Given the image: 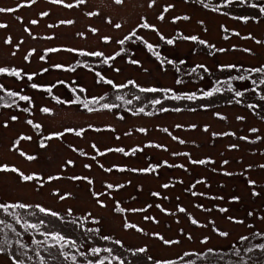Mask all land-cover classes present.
Instances as JSON below:
<instances>
[{
    "label": "rangeland",
    "instance_id": "1",
    "mask_svg": "<svg viewBox=\"0 0 264 264\" xmlns=\"http://www.w3.org/2000/svg\"><path fill=\"white\" fill-rule=\"evenodd\" d=\"M0 8L13 9L0 12V67L65 65L28 78L36 88L0 73V106L13 103L0 108V168L9 169L0 170V204L32 206L0 209V240L11 241L0 264H264V72L252 71L264 67V0H0ZM44 233L75 246L48 247L55 241Z\"/></svg>",
    "mask_w": 264,
    "mask_h": 264
},
{
    "label": "snow or ice",
    "instance_id": "2",
    "mask_svg": "<svg viewBox=\"0 0 264 264\" xmlns=\"http://www.w3.org/2000/svg\"><path fill=\"white\" fill-rule=\"evenodd\" d=\"M55 2H61V0H55ZM81 2H83V0H81ZM122 2H123V0H116V3H122ZM241 2L244 3V2H247V0H241ZM152 3H155V0H152ZM201 3H203V0H201ZM226 3L231 4V3H233V0H226ZM68 6L71 7V5H68ZM149 6L151 7L152 5L150 4ZM203 6H204L205 8H208V7H209L208 4H204ZM252 6H253V7H257V5H255V4L252 5ZM169 7H171V6H169ZM212 10H213V11H217L218 9L213 8ZM6 11L11 12V11H13V9L0 8V12H6ZM261 11H264V8H261ZM44 14L47 15V13H44ZM159 19H163V16L159 17ZM184 19H188V17H184ZM242 19H247V18H242ZM33 23H36V21H33ZM62 23H63V22H62ZM67 23H71V21H68ZM0 27H6V25L0 24ZM116 27L119 28L120 25L117 24ZM142 27H150V25H148V24H144V25H142ZM93 31H95V29H94ZM237 35H238V33H237ZM105 39L107 40L108 38L106 37ZM184 39H186V40L190 39V40L195 41V40H198V37H196V36H190V37H184ZM199 42H200L201 44L206 43V42L203 41V40H200ZM119 43H120L121 45L124 44V40H120ZM167 43H168V44H173L174 41L171 40V39H169V40H167ZM257 43H259V41H257ZM148 47H149V48H152L151 45H148ZM50 51H56V49H51ZM221 51H224V49H221ZM246 51H247V50H246ZM90 54H91V55H96V56H101V55H103V53H100V52H94V53H90ZM116 55H120V53L118 52ZM154 55L159 56V53H154ZM41 59H43V57H41ZM132 63H133V64H136V63H139V62L136 61V60H133ZM57 67H61V66H60V65H57ZM199 67H203V65H200ZM225 67H231V68H234V67H236V65H226ZM8 71H9V70H8L7 68H0V73H7ZM192 71L195 72L196 69L193 68ZM252 71H255V72H264V67L256 68V69H253ZM11 74L14 75V76H20V72H19V71H13ZM28 78L31 79V76H29ZM236 79H239V80L243 81V80L246 79V77L243 76V75H241V76H239V77H236ZM181 82H182V81H180V80L177 81V83H181ZM108 83H109V84H112L113 82H112L111 80H109ZM128 83H129V84H134L135 82H134V81H129ZM253 83H255V82H253ZM261 83H264V80H262ZM124 86H126V85H117V87H124ZM2 87H3V86L0 85V88H2ZM32 87H33V88H36V87H38V85H36V84H32ZM229 89H231V85H230V84H229ZM49 91H51V89H49ZM140 91H142V92H156V91H172V90H171V89H157V88H140ZM219 91H220L219 88H213V89L210 90V91H205V92H203V96H204V97H211V96H213L214 93H217V92H219ZM9 95L16 96V95H19V94H18V93H15V92H10ZM235 95H236L237 97H239V96H243V95H244V92H242V91H236V92H235ZM19 98H20V100H25V101H28V100L31 99L30 97H28V96H24V95L19 96ZM171 98H172V99H188V100H195L197 97H196V94H195V93H192V94H190V95H189V94H186V95H184V96H178V95H177V96H173V97H171ZM100 99H103V97H101ZM117 99H120V97H117ZM137 99H139V97H137ZM78 102H79L78 99H77V100H73V101H68V103H78ZM92 102H93V103H99V100H97L96 98H93V101H92ZM129 103H131V101H129ZM151 103H153V104H161L162 101L159 100V99H157V100L151 101ZM83 107L86 108L89 112L94 111L93 108L89 107V104H88V103H84V104H83ZM110 107H116V105H109V104H107V103L101 105V108H102V109H109ZM43 111H44L45 113H47V112H49L50 110H49L48 108H44ZM161 111H168V109H163V108H162ZM176 111H180V109H176ZM140 112H144V109L141 108V109H140ZM149 115H151V113H149ZM12 119H16V117H12ZM239 119H243V118L240 117ZM29 123H31V121H29ZM37 127H39V126H37ZM177 127H180V125H177ZM192 127H195V125H192ZM67 131H75V130H74V129H67ZM81 131H83V130H81ZM140 131H145V130H144V129H141ZM165 131H167V129H165ZM251 131H252V132H256V131H258V130L255 129V128H253V129H251ZM79 134H80V132H77V135H79ZM242 139H247V137H242ZM183 142H184V141H181V143H183ZM93 147H95V145H93ZM232 147H236V146L233 145ZM109 151H111V149H109ZM116 151L123 152L124 150H123V149H116ZM28 158H29V159H33V157H28ZM205 162H206L205 160L193 161V163H199V164H204ZM69 163H71V162H69ZM225 163H227V161H225ZM86 167H87V166H86ZM261 167H264V165H262ZM0 170H5V171H6V170H9V169H8L7 166H3V168H0ZM11 170H12V171H17V169H14V168L11 169ZM109 170H111V169H109ZM134 171H137V170L134 169ZM139 171H148V169H141V170H139ZM20 175H21V178H22L24 181H31V180L34 179V176H33V175H24L23 173H21ZM229 175H230V173H229ZM50 179H52V178L50 177ZM74 179H75V178H74ZM250 183H253V184H254L255 182H254V181H250ZM108 187H109V188H112L113 185L109 184ZM164 187H168V185H164ZM154 195H158V194L154 193ZM254 195H256V193H254ZM60 198H61V199H64L63 196H61ZM233 199H234V200H238L239 197H233ZM9 207H11V208H21V209H24V208H29V207H32V206H31V205H27V204H23V203L12 204V205H4V204H0V209H4L5 211H7V209H8ZM36 208H38L39 211H40L41 213H47V214H50V215L53 216V217H58V216H59V214H58L57 212L50 211L49 209H46V208H44V207H42V206H40V205H36ZM180 211H185V210L181 208ZM221 211H226V209H221ZM69 212H71V210H69ZM33 215H35V213H33ZM12 216H13V218L16 220L17 223L20 222V217H19V216H17L15 213H12ZM233 219H234L233 217H229V220H233ZM239 222L242 223V221H239ZM40 223L43 224L44 221H41ZM192 223H193V224H196L197 221H196V220H192ZM4 224H5V221H4V220H0V225H4ZM6 226L9 227V228H11V225H6ZM125 227H129V228H131V227H135V226H134V225H131V224H126ZM25 228H26V229H37V230H38L39 225H38V224H25ZM12 230L15 231V229H12ZM89 231H91V229H89ZM141 231H142V230H141ZM43 235H45L46 239H47L48 236H50V235L52 236V238L54 239L55 243L52 244V245H50V246H48V247H52V248H55V247L58 246L60 249H63V248H64L65 246H67L68 244H71L72 246H75V243H76L75 241H69L66 237H64L63 235H61V234H59V233H44ZM220 235H221V236H227L228 233H227V232H220ZM103 238H104V239H108L107 236H105V237H103ZM161 239H163V237H161ZM241 239L246 240L247 237H241ZM205 242H206V241H205ZM10 243H11V241H9V240L6 239V238L3 239V240H0V252H4V251H5V247H4V246H5V245H10ZM17 243L19 244V241H17ZM34 243H36V244H46V241H34ZM116 243L119 244L120 241H116ZM164 243H165V244H171V243H174V241H171V240H164ZM260 247H264V245H261ZM22 248H23V245H21V249L18 250V251H21ZM109 251H111V249H109ZM209 251L211 252V251H213V250L210 249ZM249 251H251V249H249ZM92 252H93V253H99V252H100V249H98V248H94V249H92ZM138 252L143 253V252H145V249H144V248H140V249H138ZM22 254H23V255H26V253H23V252H22ZM61 254L64 256L65 259H72V260H75V259H76L75 256H69V255L66 254V253H63V252H62ZM237 255H239V253H237ZM148 259H152V258H151V257H148ZM16 264H23V261H17ZM88 264H92V261H88ZM101 264H102V262H101ZM121 264H123V261H121ZM157 264H170V262H167V261H163V262L158 261Z\"/></svg>",
    "mask_w": 264,
    "mask_h": 264
},
{
    "label": "trees",
    "instance_id": "3",
    "mask_svg": "<svg viewBox=\"0 0 264 264\" xmlns=\"http://www.w3.org/2000/svg\"><path fill=\"white\" fill-rule=\"evenodd\" d=\"M71 49H72V51H75V52L76 51H79L78 48H71ZM46 56H47L46 52L44 50H41L40 51V54H39V57L40 58L43 57V59H46ZM57 65H60L61 67H57ZM0 68H7L10 71V73H12L13 71H19L20 72V76H18V77H20L21 80L25 82V84H32L28 80V76H34V75L43 74V73L51 72V71H60V72H63L64 71L63 69H65V65H64L63 62H59V61L58 62H49V63H46L45 65H43L42 67L36 69L35 72L33 70H28L26 68L21 69L20 66L8 65V64L7 65H4V66H2ZM30 86H32V85H28L27 88L30 87ZM42 96L45 97L46 95H42ZM40 102L41 101H39L38 99L35 98L34 105H37L40 108L41 111H43L44 108H48L50 110L49 112L52 111V109L48 105L43 104V103H40ZM66 102L68 103V101H66ZM12 104L13 103H10L8 105H1L0 108L2 109L4 107H6V106L13 108L12 107ZM12 117H16V113L15 112H12V113L9 114V118L11 120H15V119H12ZM20 136L29 137L28 134H23V133H21ZM16 139L17 138L14 139V144L17 141ZM211 250L214 251L215 249H211ZM213 251H211V252H213ZM204 252H206V253H204V255H205L204 257H207L209 252L208 251H204Z\"/></svg>",
    "mask_w": 264,
    "mask_h": 264
}]
</instances>
